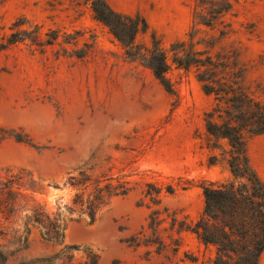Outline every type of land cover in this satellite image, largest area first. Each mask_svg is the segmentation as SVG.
Masks as SVG:
<instances>
[{"label": "rangeland", "instance_id": "obj_1", "mask_svg": "<svg viewBox=\"0 0 264 264\" xmlns=\"http://www.w3.org/2000/svg\"><path fill=\"white\" fill-rule=\"evenodd\" d=\"M106 1L146 20L136 36L139 45L158 42L168 49L185 41L188 47L192 36L195 50L235 57L243 85L264 103V0H228L231 9L215 26L193 21L195 0ZM21 30L23 41L0 47V178L21 177L29 206L66 223L63 244L76 248L71 260L53 264H81L89 250L99 264H214L216 247L194 233L173 231L179 239L170 240L166 213L158 225L167 244L162 252L127 241L154 209L197 220L204 207L202 186L232 180L227 141L205 129L213 98L197 81L198 68L171 62L167 77L173 91L167 92L150 69L126 57L87 0H0V44ZM220 30L226 33L220 36ZM247 154L264 183V133L248 139ZM86 176L83 189L77 181ZM107 183L130 189L111 196L89 222L74 202L76 194ZM156 188L158 204L147 194ZM23 221L24 213L1 218L0 243L17 248L12 234L24 230ZM61 247L30 226L27 248L14 251L6 264L53 256Z\"/></svg>", "mask_w": 264, "mask_h": 264}, {"label": "trees", "instance_id": "obj_2", "mask_svg": "<svg viewBox=\"0 0 264 264\" xmlns=\"http://www.w3.org/2000/svg\"><path fill=\"white\" fill-rule=\"evenodd\" d=\"M87 1H90L94 17L108 27L123 47L126 57L131 61H139L150 69L167 92L173 91L167 77L171 62L183 68L192 65L198 68L196 79L203 92L213 98L212 107L205 113V129L214 138L225 139L229 147L227 162L232 180L219 186H202L204 207L197 220H178L166 207L162 210L154 209L147 218V224H143L127 241L136 247L155 246L157 253L162 252L167 244L159 234L158 225L162 221L160 214L166 213L165 219L169 218L170 222L165 231L170 232L168 237L171 241L179 239L173 238V231H190L204 244L216 247L214 264H259L264 251V183L250 164L247 141L252 136L264 133V103L256 99L243 85V69L238 66L235 57L229 54H211L208 50L193 49L191 34L188 47L185 41L174 42L168 49L161 47L158 42H154L150 48L139 45L136 43V36L147 27L142 16L118 12L106 0ZM230 9L231 3L228 0H195L192 18L197 24L215 26L223 22L222 17ZM21 33L24 35L26 31L11 33L6 38V43L0 44V47L23 41L25 38ZM225 33L220 30V36ZM207 45L213 44L209 42ZM7 135L16 141H26L21 134ZM89 179L86 176L82 181H77V184L86 189L88 184L85 183ZM20 180L21 177L14 176L0 178V228L1 218L11 220L19 217L21 213H24L25 226L21 232L13 231L12 243L17 248H11L12 244L0 243V264H6L14 251L27 248L30 226L39 228L42 239L62 247L53 256L38 257L23 264H53L56 259L71 260V251L76 247L63 244L66 223L59 222L55 216L45 213L39 206H29L30 198L20 190ZM119 185L96 184L92 192L76 194L74 202L83 207L81 213H85L89 222H92L99 208L111 196L124 195L130 189L125 187V183ZM159 191L156 188L153 192H147L155 204L159 203L156 202ZM172 191L168 186L167 192ZM177 249L178 244L175 243L174 251ZM81 264H99V257L89 250Z\"/></svg>", "mask_w": 264, "mask_h": 264}]
</instances>
